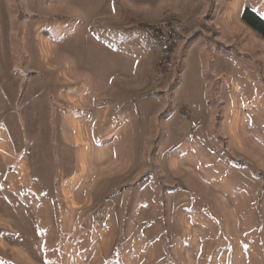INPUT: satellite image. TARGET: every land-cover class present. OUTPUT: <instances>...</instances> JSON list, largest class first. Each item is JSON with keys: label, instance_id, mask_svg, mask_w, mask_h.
Here are the masks:
<instances>
[{"label": "rangeland", "instance_id": "rangeland-1", "mask_svg": "<svg viewBox=\"0 0 264 264\" xmlns=\"http://www.w3.org/2000/svg\"><path fill=\"white\" fill-rule=\"evenodd\" d=\"M246 8L264 19V0H0V264H264ZM170 23L162 71L143 28Z\"/></svg>", "mask_w": 264, "mask_h": 264}, {"label": "built area", "instance_id": "built-area-1", "mask_svg": "<svg viewBox=\"0 0 264 264\" xmlns=\"http://www.w3.org/2000/svg\"><path fill=\"white\" fill-rule=\"evenodd\" d=\"M143 30L146 32V34H148V36L155 40L156 45L159 47L157 65L159 69L164 71V63L166 61V53H168L169 49V42H171L172 31H180L179 25L170 23L159 26H145Z\"/></svg>", "mask_w": 264, "mask_h": 264}, {"label": "trees", "instance_id": "trees-1", "mask_svg": "<svg viewBox=\"0 0 264 264\" xmlns=\"http://www.w3.org/2000/svg\"><path fill=\"white\" fill-rule=\"evenodd\" d=\"M242 20L260 36L264 37V19L254 11L246 8L241 14Z\"/></svg>", "mask_w": 264, "mask_h": 264}, {"label": "bare ground", "instance_id": "bare-ground-1", "mask_svg": "<svg viewBox=\"0 0 264 264\" xmlns=\"http://www.w3.org/2000/svg\"><path fill=\"white\" fill-rule=\"evenodd\" d=\"M146 33V32H145ZM148 35V34H147ZM150 37V36H149ZM152 38V37H151ZM153 39V38H152ZM179 34L175 31H172V37H171V42H169V49H168V53H166V61L164 63V68L167 69L170 64H171V55L172 52L175 48V46H177L178 42H179ZM168 70V69H167Z\"/></svg>", "mask_w": 264, "mask_h": 264}, {"label": "crops", "instance_id": "crops-1", "mask_svg": "<svg viewBox=\"0 0 264 264\" xmlns=\"http://www.w3.org/2000/svg\"><path fill=\"white\" fill-rule=\"evenodd\" d=\"M157 20H160V18H158ZM157 20H153V21H155V22H156ZM155 22H153V23H155ZM178 48H179V47H178ZM151 77H152V76H151ZM151 77H149V78H151Z\"/></svg>", "mask_w": 264, "mask_h": 264}]
</instances>
